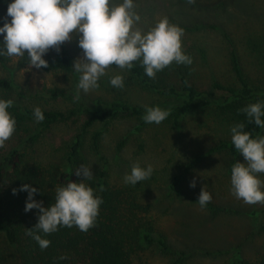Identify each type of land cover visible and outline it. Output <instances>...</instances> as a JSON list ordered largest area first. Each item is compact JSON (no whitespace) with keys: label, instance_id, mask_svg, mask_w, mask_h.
Wrapping results in <instances>:
<instances>
[{"label":"rangeland","instance_id":"374dc122","mask_svg":"<svg viewBox=\"0 0 264 264\" xmlns=\"http://www.w3.org/2000/svg\"><path fill=\"white\" fill-rule=\"evenodd\" d=\"M134 3L141 16L138 27L145 31L164 16L184 29L183 50L193 60L185 66L200 90L212 92L213 81L240 88L228 56L234 48L249 87L264 93V0H196L195 4L186 0H134ZM78 39L74 35L64 43L73 63L82 56ZM7 66L9 69L0 65V78L8 77L9 72L14 74L17 87L11 94L14 103L77 112L75 121L52 127L35 143L36 154L44 162L50 156L57 160L62 155L61 149L78 131L86 109L106 108L98 100L142 106L165 102L140 87L130 71L121 72L115 66L100 78L98 89L88 93L81 90L79 101L73 99L79 79L75 71L47 73L15 57ZM115 74L124 76L123 89L111 86L109 80ZM170 78L177 83V76ZM54 86L63 88L68 95L56 101L42 97L41 93L37 95ZM222 95V91H214L212 98ZM138 125L133 118L113 120L104 126L99 155L90 151L88 136L83 151L91 168L106 164L113 182L135 190L141 202L150 204L147 218L154 227L152 237L164 238L170 250L162 251L152 244L137 253L134 263L237 264L238 259L255 260L264 251V205H247L238 200L231 192V157L224 151L211 152L220 139L231 140L228 124L217 117L212 107L206 106L188 113L179 128L156 124L139 129ZM100 127L98 123L91 131ZM260 135L264 136V128ZM20 137L25 138L15 130L6 147L16 146ZM123 140L125 144L118 150L117 144ZM58 148L61 149L56 152ZM237 161L244 162L241 154ZM136 162L141 167L151 164L154 169L149 179L140 182L142 190L139 182L124 183V176ZM176 175L183 178L177 189L171 191ZM194 178L196 186L192 188L189 185ZM260 178L264 180V174ZM203 187L212 200L201 208L197 200Z\"/></svg>","mask_w":264,"mask_h":264},{"label":"trees","instance_id":"16d2710c","mask_svg":"<svg viewBox=\"0 0 264 264\" xmlns=\"http://www.w3.org/2000/svg\"><path fill=\"white\" fill-rule=\"evenodd\" d=\"M11 0H0V27L5 22L8 4ZM10 20L11 18L8 17ZM3 47V35L0 34V48ZM231 70L236 76L240 88L224 86L217 81L212 82V92L200 90L190 77L187 66L175 63L156 74L155 79L146 76L144 69L137 62L130 70L137 84L154 92L165 99L164 103L145 105L159 106L169 110L170 115L160 124H167L171 128H179L184 117L199 107H212L214 113L222 119L229 128L236 123L243 122L245 131H249L255 138L260 135L261 128L255 123H249L245 113L239 111L250 103L264 101V93L252 90L245 78L238 56L234 48L229 53ZM27 53L22 59L28 62ZM44 59L49 67L40 68L47 73L70 74L73 70L72 57L64 44L57 53L50 50ZM13 57L0 56V65L6 69ZM8 77L0 78V99H12L16 84L12 73ZM177 76V83L170 77ZM214 91H222L223 95L212 98ZM50 101H56L68 95L67 91L58 86L47 88L38 92ZM40 96V95H39ZM13 100V99H12ZM98 104L106 106L103 110H85V116L78 131L66 142L62 155L46 162L36 154L35 143L43 132L50 130L60 123H67L77 119L74 109L61 110L57 108L39 107L44 115L42 122L35 120L33 110L38 106L19 105L14 103L8 109L16 120V131L25 136L18 139L14 147L0 148V264H135V256L148 246L156 244L162 251H169L164 238L153 239L154 227L147 218L149 213L148 202H141L135 190L124 185H118L111 179L106 164L91 168L92 180L84 182L92 187L103 203L100 205L96 226L87 232L76 227H60L58 231L42 238L49 239L51 244L41 249L36 240L27 233L38 222L39 210L33 208L25 212L28 197L27 191H19L22 185L28 184L37 189L34 195L36 201H43L45 207L54 203L56 188L65 186L69 181L79 182L83 177L75 175V169L80 164L88 165L83 154L85 141L88 136V147L95 155H99L104 126L113 120L133 118L139 122L138 128L156 125L146 123L143 119L145 106L130 105L123 101H102ZM264 119V117H262ZM100 124V129L91 131L93 126ZM125 140L117 144L121 149ZM224 151L231 157L229 170L237 162L239 152L230 139H220L211 152ZM188 169V168H187ZM186 169V170H187ZM183 175H176L170 185L175 191ZM139 188L142 190V186ZM13 189H17L13 194ZM103 189V190H102ZM35 231V229H33ZM67 256V259H58ZM237 264H264V251L255 259H238Z\"/></svg>","mask_w":264,"mask_h":264},{"label":"clouds","instance_id":"9594fccd","mask_svg":"<svg viewBox=\"0 0 264 264\" xmlns=\"http://www.w3.org/2000/svg\"><path fill=\"white\" fill-rule=\"evenodd\" d=\"M195 4L196 0H186ZM134 0H11L7 16L0 34L3 35V47L0 56L15 57L20 60L28 56L31 67L47 68L44 56L50 51L57 53L61 45L78 36V46L82 56L73 63V70L79 74L74 101H79L81 90L88 93L100 87L101 77L108 75V69L115 66L130 71L138 62L147 77L156 78L158 72L177 65H191L192 57L183 50L184 29L169 21L167 16L159 18L154 26L145 31L138 27L141 21L136 11ZM8 17L11 19L9 20ZM112 87L124 88V76L115 74L109 80ZM12 99H0V148L6 146L16 130V120L8 111ZM143 119L146 123L160 124L170 111L159 106H145ZM239 111L246 114L249 123L264 128V101L250 103ZM35 120L42 122L44 115L39 107L33 110ZM231 142L244 158L231 168V192L247 205H264V136L255 138L245 131L243 122L231 126ZM154 169L151 164L141 167L139 162L132 165L129 174L124 176V183L137 185L149 179ZM75 175L83 177L79 182L71 180L65 186L56 188L54 203L45 207L43 201L33 197L35 187L28 184L19 191H27L25 212L33 208L39 210L38 222L29 229L28 235L37 241L40 248L46 249L51 241L42 238L59 230L60 227H76L82 232L96 226L100 205L103 200L95 194L85 180L93 179L90 166L80 164ZM195 188V178L190 182ZM103 190V189H102ZM16 194L17 189H13ZM212 200L211 194L203 187L198 196V203L204 208ZM35 229V231H33ZM60 256L58 259H67Z\"/></svg>","mask_w":264,"mask_h":264}]
</instances>
